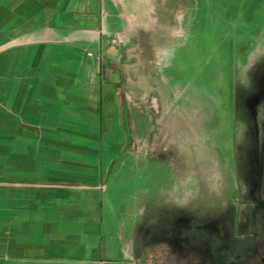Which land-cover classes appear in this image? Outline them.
<instances>
[{
  "label": "crops",
  "instance_id": "0c3cea01",
  "mask_svg": "<svg viewBox=\"0 0 264 264\" xmlns=\"http://www.w3.org/2000/svg\"><path fill=\"white\" fill-rule=\"evenodd\" d=\"M154 17L155 0H0V264H111L105 180L132 135L120 59ZM131 224L108 234L136 264Z\"/></svg>",
  "mask_w": 264,
  "mask_h": 264
},
{
  "label": "rangeland",
  "instance_id": "374dc122",
  "mask_svg": "<svg viewBox=\"0 0 264 264\" xmlns=\"http://www.w3.org/2000/svg\"><path fill=\"white\" fill-rule=\"evenodd\" d=\"M139 35L120 59L131 153L105 180L103 244L111 264H127L108 233L133 222L135 263L168 264L169 250L155 245L167 227L208 222L226 241L250 229L264 63L249 82L245 58L264 53V0H155L153 23Z\"/></svg>",
  "mask_w": 264,
  "mask_h": 264
},
{
  "label": "flooded vegetation",
  "instance_id": "af4514ba",
  "mask_svg": "<svg viewBox=\"0 0 264 264\" xmlns=\"http://www.w3.org/2000/svg\"><path fill=\"white\" fill-rule=\"evenodd\" d=\"M257 179L247 214L250 229L245 234L238 233L236 238L226 241L219 227L209 229L212 225L208 222L203 229L167 227L155 241L158 248L169 250L167 261L161 257L163 261L168 264H264V149Z\"/></svg>",
  "mask_w": 264,
  "mask_h": 264
},
{
  "label": "clouds",
  "instance_id": "9594fccd",
  "mask_svg": "<svg viewBox=\"0 0 264 264\" xmlns=\"http://www.w3.org/2000/svg\"><path fill=\"white\" fill-rule=\"evenodd\" d=\"M248 56L252 57L251 62H249L248 58H245V65H246V76L250 82V74L256 68V66L260 63H264V53L257 52L252 50L248 53Z\"/></svg>",
  "mask_w": 264,
  "mask_h": 264
},
{
  "label": "built area",
  "instance_id": "2783aa9c",
  "mask_svg": "<svg viewBox=\"0 0 264 264\" xmlns=\"http://www.w3.org/2000/svg\"><path fill=\"white\" fill-rule=\"evenodd\" d=\"M91 55V54H90Z\"/></svg>",
  "mask_w": 264,
  "mask_h": 264
}]
</instances>
